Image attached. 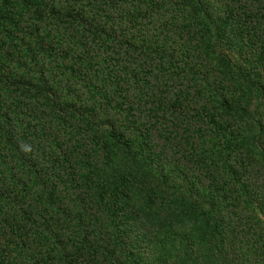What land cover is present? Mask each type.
Here are the masks:
<instances>
[{
    "label": "trees",
    "instance_id": "16d2710c",
    "mask_svg": "<svg viewBox=\"0 0 264 264\" xmlns=\"http://www.w3.org/2000/svg\"><path fill=\"white\" fill-rule=\"evenodd\" d=\"M0 264H264V0H0Z\"/></svg>",
    "mask_w": 264,
    "mask_h": 264
}]
</instances>
